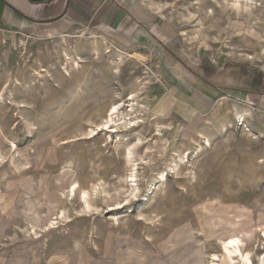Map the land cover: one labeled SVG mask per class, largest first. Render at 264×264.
<instances>
[{"label":"rangeland","instance_id":"374dc122","mask_svg":"<svg viewBox=\"0 0 264 264\" xmlns=\"http://www.w3.org/2000/svg\"><path fill=\"white\" fill-rule=\"evenodd\" d=\"M143 1L167 37L94 23L0 46V264H226L230 237L263 261L264 0ZM231 75L240 97L215 85ZM115 104L140 127L92 137Z\"/></svg>","mask_w":264,"mask_h":264},{"label":"crops","instance_id":"0c3cea01","mask_svg":"<svg viewBox=\"0 0 264 264\" xmlns=\"http://www.w3.org/2000/svg\"><path fill=\"white\" fill-rule=\"evenodd\" d=\"M94 23L110 32L126 33L146 32L145 28L150 26L151 32L167 37L165 24L143 0H0V25L6 30L7 38L13 35L57 38L82 27H92ZM234 78L228 76L223 87L215 84L218 91L240 97L246 79ZM254 90L263 95L256 101L264 112V77L255 83Z\"/></svg>","mask_w":264,"mask_h":264},{"label":"bare ground","instance_id":"6f19581e","mask_svg":"<svg viewBox=\"0 0 264 264\" xmlns=\"http://www.w3.org/2000/svg\"><path fill=\"white\" fill-rule=\"evenodd\" d=\"M148 1L149 2H154L155 0H148ZM237 3H238L237 5L240 6V8L245 9V10H250L252 8V6L255 5V0H238ZM238 12H240L239 8H238ZM66 60L70 61L69 58H67ZM129 99H130L131 102H133L132 103V110H131L130 114L128 115L130 117L132 114L136 113V111H137V109L135 110V108L138 105V103H136V102H138V100H137V96L136 95H133ZM124 107H125L124 104L112 105L110 107L109 111H108V115H107L105 121L103 123H101L100 125H98L96 129H92L91 130V133H90L91 136L93 137L96 134H98L99 132H106L107 134H118L120 132L119 129H122V128L127 129L128 131H131V132L137 131V129L140 127V124L142 123V121L138 120V118H134V119L130 118V120L128 122H127V120L125 118H119V116L121 114V111L124 109ZM234 116H237V118L240 119V122L243 123L242 125H244L245 113L243 112V110L240 111V112L238 111L237 114L234 115ZM235 119H236V117H235ZM121 120H125V121L121 123ZM225 126L223 128H225ZM229 127H233V126H229ZM229 127H226V128H229ZM225 130H227V129H225ZM158 136H159V134H158ZM199 138H202V136H200ZM205 141L208 143L207 144L208 146H211V143H210L209 139H205ZM134 144L137 147L143 148L144 145H145V138H143L142 136L139 135V139ZM196 147H198V145ZM197 154L198 153H194V156H197ZM124 156H125V162L127 164L131 165L132 168H133V171H134V174L131 177H133L132 182H133V187H135V188H134V190H133L131 195H134V198L137 199V197H138L137 193L138 192H139L138 194L141 193V190L139 189V183H138L139 182L138 173H139L140 169L136 168L137 167L136 166L137 163H136L134 154L129 149H128V152L127 151L125 152ZM182 164H183V166L185 165V163H182ZM140 165L141 164H138V166H140ZM184 167H186V166H184ZM22 171H24V170H22ZM20 173H22V172H20ZM167 178H168V175L166 177L162 178V179H163L164 182H166ZM77 186L74 185L73 188L70 189V195L73 196V197L76 196V193H77V191L79 189V187H77ZM81 192L82 193L80 194V199L79 198H77V199L79 200V202H83L85 205H87L88 209H90L91 205H90V202H88L89 201L88 197L90 195L88 194L87 191H83L82 190ZM77 199H75V200H77ZM116 210H117V208L116 209L112 208L110 211L114 212ZM59 215H61L60 216L61 217V221L65 222L66 217L64 219V216H66V215L63 212L62 213L60 212ZM51 227H52V225H51ZM35 234H36V232H35ZM241 244H242V241L239 238H237V237H230V238L222 241V243H221V253L226 259V264H237L239 260H240V264H254L253 263V259H252V256H254V255H252V253L250 251L243 252ZM212 258H213V261H216V262H221V260H222L220 258V256H218V255H212ZM260 262H261V260H260ZM261 264H264V259L261 262Z\"/></svg>","mask_w":264,"mask_h":264},{"label":"built area","instance_id":"2783aa9c","mask_svg":"<svg viewBox=\"0 0 264 264\" xmlns=\"http://www.w3.org/2000/svg\"><path fill=\"white\" fill-rule=\"evenodd\" d=\"M6 45V30L0 25V46Z\"/></svg>","mask_w":264,"mask_h":264}]
</instances>
